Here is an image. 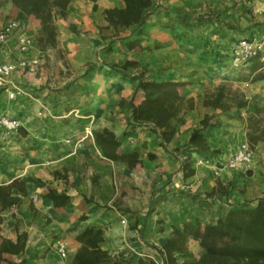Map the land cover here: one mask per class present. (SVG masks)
<instances>
[{
  "label": "crops",
  "instance_id": "crops-1",
  "mask_svg": "<svg viewBox=\"0 0 264 264\" xmlns=\"http://www.w3.org/2000/svg\"><path fill=\"white\" fill-rule=\"evenodd\" d=\"M162 1L177 5V0ZM123 5L122 0H71L65 17H55L56 44L42 49L37 44L39 18L25 15L11 0H0V26L9 17L26 21L33 47L25 55L41 62L39 72L17 69L11 76L27 83L32 97L9 99L0 92V114L22 121L11 137L0 136V184L15 178L25 184L24 189L13 188L10 207H0V241H15L20 232L27 233L23 251L3 253L9 260L71 264L81 245L76 235L87 226L103 229L101 246L110 252L150 255L172 226L185 220L212 221L231 208L253 206L264 195V140L254 144L249 165H227L245 136L236 122L218 114L219 109L203 104L208 82L196 63L208 57L200 39L175 38L166 27L150 22L108 25L104 9ZM56 49L62 57L56 56ZM127 60L147 68L151 79L182 82L179 92L193 97L194 106L180 121L173 120L176 128L169 140L158 128L133 122V104L143 93L137 87V66H123ZM188 63L196 69L183 71L175 65ZM205 113H215L211 123L217 122L203 129L209 151L189 143ZM103 127L116 133L122 151L136 150L141 162L129 167L104 156L94 138ZM184 163L191 173L185 174ZM49 188L65 192L69 203L55 206L44 195ZM60 242L65 244L64 255L57 249ZM188 246L189 258H197L198 241L190 239Z\"/></svg>",
  "mask_w": 264,
  "mask_h": 264
},
{
  "label": "trees",
  "instance_id": "trees-1",
  "mask_svg": "<svg viewBox=\"0 0 264 264\" xmlns=\"http://www.w3.org/2000/svg\"><path fill=\"white\" fill-rule=\"evenodd\" d=\"M11 1L25 15L33 14L39 18L41 33L37 37L38 46L42 49L54 46L58 35L55 16L65 17L71 0ZM122 1L124 3L122 7H109L103 11L108 25L115 28L141 23L146 14L154 7V0ZM163 8L162 12L165 17H168L167 21L173 23V14H176L179 25H182L166 26L175 38H188L192 35V37L200 39L195 33V26H191L185 16L168 7ZM224 24L229 28L235 27L228 22H224ZM201 43L200 39V45ZM228 43L217 46L215 53L224 58L228 53ZM129 64L136 65L137 62L127 60L123 66ZM180 84H182L180 81L144 78L139 74L137 87L142 91L143 97L138 103L133 104V122L138 125H152L160 130L164 140H169L176 128V123L173 120L180 121L182 113L194 106L193 97H186L179 92ZM203 104L214 109L227 110L234 105L244 106L246 101L235 95L226 96L222 87L218 86L217 91L204 93ZM212 117V114L205 113L200 119V126L194 127L191 131L189 143L198 150L209 151V144L203 129L208 125L217 124V122L211 123ZM22 133L26 132L22 130ZM94 138L104 156L110 157L112 160L127 162L129 167L141 162L136 150H121V141L112 129L108 127L98 129ZM249 140L253 147L259 138L249 137ZM183 169L185 174L193 171L187 163L183 164ZM15 185L22 189L25 188L24 182L18 178L0 184L1 209L10 207L14 203L12 191ZM44 195L51 198L55 206L66 205L70 201V196L65 192L55 193L51 188ZM76 238L81 242V245L75 252L71 264H157L152 258L146 256L135 257L128 255L125 250L113 253L102 248L101 242L104 240L102 228L87 226L76 235ZM26 239L25 231L20 232L15 241L2 238L0 241V264H3L4 261L7 264H25L24 260L18 263L9 260L3 256V253L23 251ZM190 239L197 240L200 246L198 257L195 259L189 258L188 242ZM159 252L164 264H264V195L257 200L255 205L231 208L212 221L185 220L180 226H172V230L159 248Z\"/></svg>",
  "mask_w": 264,
  "mask_h": 264
},
{
  "label": "rangeland",
  "instance_id": "rangeland-1",
  "mask_svg": "<svg viewBox=\"0 0 264 264\" xmlns=\"http://www.w3.org/2000/svg\"><path fill=\"white\" fill-rule=\"evenodd\" d=\"M176 2V7H171L168 2L154 0L153 9L146 14L141 23L134 26H147L149 22L154 26H182L179 25L176 14H173V23L167 21L168 17H165L162 12L163 7L176 10V13L185 16L187 22H190L191 26H195V33L202 40L201 47L206 51L205 55L208 57L205 63H196L199 65L197 71L201 78L208 82V85L203 88V97L205 92H215L217 87L221 86L226 96L235 95L245 100L244 106L234 105L227 110L217 108L220 110L218 114H223L225 119L236 122L242 128L245 141L250 146L249 137L264 140V61L255 58L245 66L236 67L231 64L230 55L227 54L223 58L215 53L217 46H223L233 39L248 36L259 30L260 25L264 23V13H260L258 8L260 3H264V0H177ZM149 14H152L150 21H148ZM224 22L235 27H226ZM153 44L155 45L156 42ZM188 46L189 49H194L191 45ZM179 47L184 48L183 44H179ZM195 49L199 50L200 48L195 47ZM55 53L57 57L63 56L59 49H56ZM135 62L137 64L133 66H137L134 71L137 72L136 78L138 79L139 74L144 78H149L150 74H147V68L139 66L138 61ZM114 65L119 66L118 64ZM175 65L183 71L196 69V66L193 67L190 63ZM212 116H215V113H212ZM18 129L7 131L0 124V136L2 135L5 139L9 138ZM194 251L192 247V252Z\"/></svg>",
  "mask_w": 264,
  "mask_h": 264
},
{
  "label": "built area",
  "instance_id": "built-area-1",
  "mask_svg": "<svg viewBox=\"0 0 264 264\" xmlns=\"http://www.w3.org/2000/svg\"><path fill=\"white\" fill-rule=\"evenodd\" d=\"M258 11L264 13V3H260ZM32 47L33 36L29 32L26 21L9 17L2 23L0 26V92L4 91L9 99L33 96L27 83L17 82L11 77L13 71L17 69L27 73H36L40 70L39 58L25 55ZM227 54L231 57V64L236 67L245 66L255 58L264 61V23L256 32L231 40L228 43ZM0 124L7 131H14L22 125V121L17 117L1 115ZM253 154V148L243 140L227 160V165L229 167L240 164L249 165ZM121 221L126 223L124 216L121 217ZM128 246L133 249L132 246ZM57 249L61 255L65 254L64 243L60 242ZM137 253L152 258L157 264H164L159 248L154 249L153 254L150 255L144 252Z\"/></svg>",
  "mask_w": 264,
  "mask_h": 264
}]
</instances>
